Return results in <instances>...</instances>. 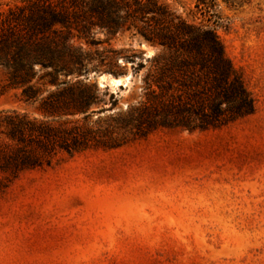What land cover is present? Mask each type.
<instances>
[{
  "label": "rangeland",
  "instance_id": "1",
  "mask_svg": "<svg viewBox=\"0 0 264 264\" xmlns=\"http://www.w3.org/2000/svg\"><path fill=\"white\" fill-rule=\"evenodd\" d=\"M21 1L0 0V11ZM158 1L186 24L214 30L254 112L206 130L142 126L109 136L115 114L140 101L142 54L158 50L95 28L93 46L78 41L88 63L58 79L97 90L91 117L74 119L116 146L57 154L14 179L0 171V264H264V0H216L206 15L195 0ZM138 63L146 66L132 76ZM107 75H126L125 85ZM5 77L0 67V112L41 119L37 102H23ZM37 87L38 99L53 90Z\"/></svg>",
  "mask_w": 264,
  "mask_h": 264
},
{
  "label": "trees",
  "instance_id": "2",
  "mask_svg": "<svg viewBox=\"0 0 264 264\" xmlns=\"http://www.w3.org/2000/svg\"><path fill=\"white\" fill-rule=\"evenodd\" d=\"M221 1L233 7V1ZM216 6V0L194 3L201 15ZM95 28L109 35L132 33L158 50L146 60L140 101L115 114L109 136L127 129L141 132L142 126L206 130L254 112L214 30L186 24L158 0H23L0 11V67L6 71L5 86L19 89L23 102H37L41 119L0 112V171L12 179L49 167L57 154L73 155L90 145L116 146L104 145L97 131L74 119L91 117L99 102L97 90L58 79L78 75L88 63L89 51L78 41L93 46ZM145 66L138 63L132 76ZM37 85L53 90L38 99L42 90Z\"/></svg>",
  "mask_w": 264,
  "mask_h": 264
},
{
  "label": "water",
  "instance_id": "3",
  "mask_svg": "<svg viewBox=\"0 0 264 264\" xmlns=\"http://www.w3.org/2000/svg\"><path fill=\"white\" fill-rule=\"evenodd\" d=\"M142 56H143V58L144 59H149V58H151L152 56H153V53L151 54V55H148V51H146L145 53H143L142 54ZM101 76H104L105 77V75H99V76H97V78H96V83L98 84V85H100V86H102V79H101ZM108 76V81H109V83H110V79L111 78H113V79H118V78H124V76H126V75H124V76H122V77H113V76H110V75H107ZM123 85L122 84H119V85H117L116 87H122Z\"/></svg>",
  "mask_w": 264,
  "mask_h": 264
},
{
  "label": "bare ground",
  "instance_id": "4",
  "mask_svg": "<svg viewBox=\"0 0 264 264\" xmlns=\"http://www.w3.org/2000/svg\"><path fill=\"white\" fill-rule=\"evenodd\" d=\"M150 54V53H149ZM103 77L101 76V79H102ZM125 79H127V76H125L124 77V80ZM110 83L111 84H113V85H119V84H122L123 86L125 85V81H123V78H122V81H121V79L120 78H118V79H113V78H111L110 79Z\"/></svg>",
  "mask_w": 264,
  "mask_h": 264
}]
</instances>
